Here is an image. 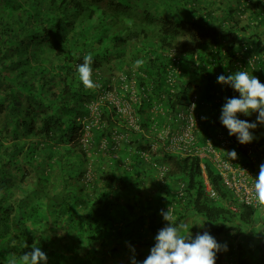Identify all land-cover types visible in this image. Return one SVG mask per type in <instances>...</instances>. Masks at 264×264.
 <instances>
[{
  "label": "trees",
  "instance_id": "16d2710c",
  "mask_svg": "<svg viewBox=\"0 0 264 264\" xmlns=\"http://www.w3.org/2000/svg\"><path fill=\"white\" fill-rule=\"evenodd\" d=\"M87 54L93 89L77 71ZM236 71L264 84V0H0V264L33 246L41 264H143L167 205L181 236L221 246L215 264H264V222L247 231L264 209L171 145L193 94L198 140L229 136L221 109L239 93L217 77ZM250 131L264 144V124Z\"/></svg>",
  "mask_w": 264,
  "mask_h": 264
},
{
  "label": "clouds",
  "instance_id": "9594fccd",
  "mask_svg": "<svg viewBox=\"0 0 264 264\" xmlns=\"http://www.w3.org/2000/svg\"><path fill=\"white\" fill-rule=\"evenodd\" d=\"M92 63L93 56L87 54L83 58V63L77 66L79 80L85 89L99 87L92 80ZM142 64V60H137L134 67L139 68ZM217 83L229 85L239 93V98L227 99L223 105L221 124L228 130L229 136L237 137L240 144L252 142L254 137L250 129H255L257 124H264V84L246 71H236L227 76L221 74L217 77ZM253 112L258 113L255 122L250 123L237 118V113L248 116ZM227 155L232 160L237 158L234 150ZM254 198L256 204L264 208V164L260 165L255 179ZM162 215L168 224L158 232L155 237L156 243L143 264H215V256L221 250V246L211 235L205 232L202 235L197 234L194 240H190V236L183 237L179 234L180 227L175 226L170 209ZM21 260L23 264H41L46 262L47 256L39 247L33 246L32 251L24 253ZM132 264H136L134 257Z\"/></svg>",
  "mask_w": 264,
  "mask_h": 264
},
{
  "label": "built area",
  "instance_id": "2783aa9c",
  "mask_svg": "<svg viewBox=\"0 0 264 264\" xmlns=\"http://www.w3.org/2000/svg\"><path fill=\"white\" fill-rule=\"evenodd\" d=\"M223 87L225 86L223 85ZM124 88L130 89L131 95L134 94L132 86L126 84ZM108 94V98L117 106L126 101L123 96L124 94L119 90L117 92L111 91ZM197 98L198 95L193 94L186 110H181L176 117L175 124L177 129L172 134L171 145L175 146L177 152L180 154L195 155L200 159L210 160L223 183L238 197L240 202L264 209L256 204L254 198L255 179L258 176L260 165L264 164V144L252 141L236 147L233 139L222 131L215 134L213 142L209 139L202 142L199 141L198 132L202 113L195 109ZM89 107L92 113L97 114L96 101L90 102ZM121 110L129 113L130 107L125 104ZM128 120L133 121L132 114L128 117ZM214 142L217 145H214ZM239 148L245 149L244 156L239 152ZM233 150L237 154L235 160L230 159L227 155V153ZM201 169L207 194L209 197L214 198L216 197V193L209 185L202 163ZM168 209L171 210L172 207L167 205L165 210L167 211Z\"/></svg>",
  "mask_w": 264,
  "mask_h": 264
},
{
  "label": "rangeland",
  "instance_id": "374dc122",
  "mask_svg": "<svg viewBox=\"0 0 264 264\" xmlns=\"http://www.w3.org/2000/svg\"><path fill=\"white\" fill-rule=\"evenodd\" d=\"M143 5H144V2H143ZM143 5H140V6L142 7ZM162 11L163 10H160L161 13L164 12V11L163 12ZM257 115H258V113H256V112H253L251 115H248V117H250V119H251V123L256 121ZM207 122L211 125L212 124L214 125V122L210 117L207 118ZM257 127H261V124H257ZM251 133H252L253 137L257 136V132L251 131ZM254 218H255L254 222L252 221L250 226L247 227L248 228V230H247L248 234H252V233L256 232L257 224L259 226L261 223L264 222V216H259L258 212H257V214L254 215ZM185 235H186L185 237L189 236V231H186ZM145 258H147V257H145Z\"/></svg>",
  "mask_w": 264,
  "mask_h": 264
}]
</instances>
